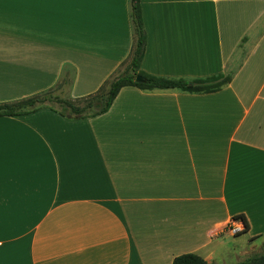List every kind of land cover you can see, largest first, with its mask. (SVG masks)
I'll list each match as a JSON object with an SVG mask.
<instances>
[{
	"label": "crops",
	"instance_id": "1",
	"mask_svg": "<svg viewBox=\"0 0 264 264\" xmlns=\"http://www.w3.org/2000/svg\"><path fill=\"white\" fill-rule=\"evenodd\" d=\"M139 10L138 70L230 82L210 93L124 86L87 118L0 115V264L264 255V0ZM135 42L131 0H0V102L91 94L129 65Z\"/></svg>",
	"mask_w": 264,
	"mask_h": 264
},
{
	"label": "trees",
	"instance_id": "2",
	"mask_svg": "<svg viewBox=\"0 0 264 264\" xmlns=\"http://www.w3.org/2000/svg\"><path fill=\"white\" fill-rule=\"evenodd\" d=\"M131 5L136 42L133 47L130 63L127 66V72L113 76L111 79L105 81L95 92L82 97L63 98L59 95H53V88H50L21 99L0 102V115H22L43 107H48L69 118H87L107 111L119 90L124 86H136L141 89L176 88L193 93H210L218 91L230 82L231 76L229 74H219L188 81L184 79L151 76L138 70V64L144 47V33L139 10V0H131ZM136 75L144 76L146 81L137 82L135 80ZM50 101L57 103L58 107L50 104L47 105L46 102ZM235 218L241 219L245 226L247 225L246 219L243 215L235 216ZM171 264L213 263L206 261L198 254L186 252L175 256ZM239 264H264V255L252 256Z\"/></svg>",
	"mask_w": 264,
	"mask_h": 264
},
{
	"label": "rangeland",
	"instance_id": "3",
	"mask_svg": "<svg viewBox=\"0 0 264 264\" xmlns=\"http://www.w3.org/2000/svg\"><path fill=\"white\" fill-rule=\"evenodd\" d=\"M125 72H127V67H125V66H123L121 69H119L115 74H114V76H117V75H120V74H123V73H125ZM62 91H59V90H57L56 88H53V91H52V93H53V95H59L60 97H69L68 95H67V90H68V88H62L61 89ZM46 104L48 105V104H50V105H53V106H55V107H58V104L57 103H55V102H46ZM44 105V104H43Z\"/></svg>",
	"mask_w": 264,
	"mask_h": 264
},
{
	"label": "built area",
	"instance_id": "4",
	"mask_svg": "<svg viewBox=\"0 0 264 264\" xmlns=\"http://www.w3.org/2000/svg\"><path fill=\"white\" fill-rule=\"evenodd\" d=\"M242 230H243V226H242L241 220H239V221L233 220L230 223V225L228 226V231L231 234H237V233L241 232Z\"/></svg>",
	"mask_w": 264,
	"mask_h": 264
},
{
	"label": "water",
	"instance_id": "5",
	"mask_svg": "<svg viewBox=\"0 0 264 264\" xmlns=\"http://www.w3.org/2000/svg\"><path fill=\"white\" fill-rule=\"evenodd\" d=\"M135 80L137 82H145L146 81L145 77L142 75H136Z\"/></svg>",
	"mask_w": 264,
	"mask_h": 264
}]
</instances>
